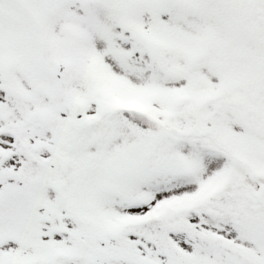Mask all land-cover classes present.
Returning <instances> with one entry per match:
<instances>
[{
    "label": "snow or ice",
    "instance_id": "1",
    "mask_svg": "<svg viewBox=\"0 0 264 264\" xmlns=\"http://www.w3.org/2000/svg\"><path fill=\"white\" fill-rule=\"evenodd\" d=\"M0 264H264V0H0Z\"/></svg>",
    "mask_w": 264,
    "mask_h": 264
}]
</instances>
